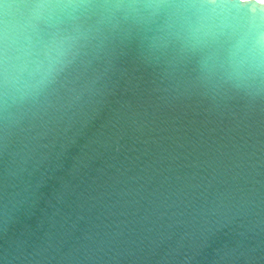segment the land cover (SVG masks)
I'll list each match as a JSON object with an SVG mask.
<instances>
[{
    "label": "water",
    "instance_id": "95a60500",
    "mask_svg": "<svg viewBox=\"0 0 264 264\" xmlns=\"http://www.w3.org/2000/svg\"><path fill=\"white\" fill-rule=\"evenodd\" d=\"M0 264H264V0H0Z\"/></svg>",
    "mask_w": 264,
    "mask_h": 264
}]
</instances>
